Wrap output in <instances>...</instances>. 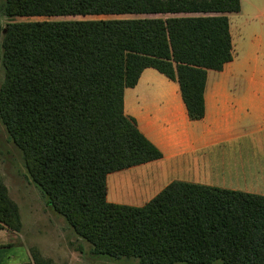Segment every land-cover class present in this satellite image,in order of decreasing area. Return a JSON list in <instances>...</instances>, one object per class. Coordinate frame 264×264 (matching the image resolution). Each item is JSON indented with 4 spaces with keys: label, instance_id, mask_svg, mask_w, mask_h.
Here are the masks:
<instances>
[{
    "label": "trees",
    "instance_id": "16d2710c",
    "mask_svg": "<svg viewBox=\"0 0 264 264\" xmlns=\"http://www.w3.org/2000/svg\"><path fill=\"white\" fill-rule=\"evenodd\" d=\"M239 11L240 0H5L7 17L197 14L4 29L0 121L47 207L92 255L264 264V195L176 181L140 207L106 200L107 175L162 157L124 114V90L152 68L177 83L188 119H201L207 72L233 60L226 14ZM18 221L0 183V223Z\"/></svg>",
    "mask_w": 264,
    "mask_h": 264
},
{
    "label": "crops",
    "instance_id": "0c3cea01",
    "mask_svg": "<svg viewBox=\"0 0 264 264\" xmlns=\"http://www.w3.org/2000/svg\"><path fill=\"white\" fill-rule=\"evenodd\" d=\"M260 56L263 61L254 57L252 64H263L264 54ZM226 69L207 72L199 120L188 119L177 83L152 68L144 69L136 85L124 90V114L134 119L162 157L107 175L110 203L144 200V205L176 181L264 195V69L249 88L229 85L234 75ZM21 221L18 229L0 223V264H138L134 258L92 255L89 244L75 233L82 249L59 253L52 235L43 236L51 242L42 240Z\"/></svg>",
    "mask_w": 264,
    "mask_h": 264
},
{
    "label": "rangeland",
    "instance_id": "374dc122",
    "mask_svg": "<svg viewBox=\"0 0 264 264\" xmlns=\"http://www.w3.org/2000/svg\"><path fill=\"white\" fill-rule=\"evenodd\" d=\"M5 0H0V87L5 77L3 64L2 38L5 28L12 22L27 21H72V20H99V19H135V18H168L176 16H193L197 14L177 15H110V16H58V17H7L3 13ZM201 15V14H199ZM211 15V14H206ZM229 19L230 35L233 47V60L228 65V73H232L229 85L235 88H249L262 78L258 73L264 69L262 54H264V0H240V11L226 14ZM261 58V62L253 63V58ZM257 69V70H255ZM255 70V71H254ZM264 75V70H263ZM248 80V82H247ZM130 171V170H129ZM120 172V171H118ZM126 171H123V174ZM128 172V171H127ZM115 173V172H114ZM0 183L4 187L6 198L17 207V213L23 226L29 232L35 229L37 237L42 240L47 234L52 235L59 253L65 248L82 249V242L75 237L74 231L62 216L54 213L46 205V199L31 181L24 165V156L20 149L11 141L4 125L0 121ZM146 197L149 195L145 193ZM108 201V199L106 198ZM109 202V201H108ZM143 201L136 203H120V205H143ZM146 203V202H145ZM12 225V223L10 224ZM13 227L15 223H13ZM46 233V234H44ZM44 236V237H43ZM51 242V239H45ZM67 244L69 246H67ZM42 246L46 249L44 242ZM90 246V245H89ZM88 246V248H90ZM63 247V248H62ZM43 249V248H42ZM48 250L50 249L47 248ZM60 263L62 259H58ZM132 260V259H131ZM138 262V261H137ZM214 264H222L215 262Z\"/></svg>",
    "mask_w": 264,
    "mask_h": 264
}]
</instances>
